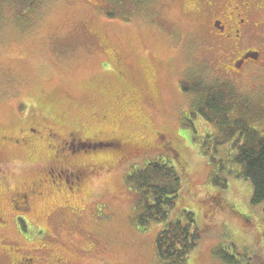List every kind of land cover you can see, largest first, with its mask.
<instances>
[{"label": "rangeland", "instance_id": "obj_1", "mask_svg": "<svg viewBox=\"0 0 264 264\" xmlns=\"http://www.w3.org/2000/svg\"><path fill=\"white\" fill-rule=\"evenodd\" d=\"M28 1L0 0V247L57 237L79 264H162L163 224H134L125 183L161 159L181 179L169 220L190 211L199 232L187 264H230L222 252L264 264L262 205L232 162L238 144L264 137V0H248L235 49L198 0ZM222 6L217 18L231 22ZM247 52L257 61L240 64ZM203 100L216 101L205 117ZM56 157L79 181L48 177Z\"/></svg>", "mask_w": 264, "mask_h": 264}, {"label": "trees", "instance_id": "obj_2", "mask_svg": "<svg viewBox=\"0 0 264 264\" xmlns=\"http://www.w3.org/2000/svg\"><path fill=\"white\" fill-rule=\"evenodd\" d=\"M39 1L29 0L23 4L31 9L36 7ZM216 87L219 90H210L208 95L212 96L214 92L216 96L221 94V87ZM183 90L186 91L185 86ZM210 102L206 104L203 100L197 103L199 115L207 116L206 106L209 109L214 108L216 101ZM257 138L255 144H238L237 155L233 157L232 162L239 168L237 176L251 188V205L255 208L262 205L264 213V137L257 135ZM125 183L138 195L139 214L134 218V224L140 229H145L152 222L163 224L156 240L159 261L162 264H187L190 254L197 246L199 232L195 229L194 214L190 211H183L182 219L169 220L181 186L177 169L167 160L148 161L141 168L129 172ZM222 253L223 258L233 264L234 257Z\"/></svg>", "mask_w": 264, "mask_h": 264}, {"label": "flooded vegetation", "instance_id": "obj_3", "mask_svg": "<svg viewBox=\"0 0 264 264\" xmlns=\"http://www.w3.org/2000/svg\"><path fill=\"white\" fill-rule=\"evenodd\" d=\"M198 2L199 5H201L200 15L202 14V12L207 14H213L216 20L213 21L212 27L214 25L216 31L218 32V35L222 38L223 41L229 42V39L232 40L235 43L232 48L235 49L234 47L237 45V43L240 41L241 38L239 23L244 18V9L246 8L245 6L249 3V1L237 0V5H235L233 8V13L235 14L236 17L242 15L241 16L242 18L239 21H236L232 13L228 11L230 10V7L233 6L234 0H223L222 2H218V0H198ZM223 2H224V7L227 8V9L225 8L226 16L229 20L231 19V22L229 21L224 22L222 19L217 18L222 14L224 15V8H221L223 7L222 6ZM220 9H222V13H219ZM236 26H238V29H236ZM245 55L248 57L247 59H251L249 58V56L254 57L252 60L257 61L258 59V53L256 52L255 53L247 52L242 56ZM72 140H68V141L63 140L62 143H65V145L67 146ZM57 156L60 157V159H62L61 157H64L65 155L58 154ZM55 159L56 162L54 166H51L47 169V175L49 178L55 177V178H61L62 180H66L67 178H72L75 181H79L78 179L79 171L72 172L71 170L61 165L58 162L57 157ZM37 187H38L37 184L34 183L32 184L31 187H29V191L35 195L37 191ZM14 195L15 196H13L10 201L11 203H14L15 211L20 213L25 212L28 209V202H27L28 197L26 198L24 193H15ZM19 221L23 225L22 222L24 221L22 219H19ZM0 223H2V215L0 216ZM48 227L50 226H47V233L55 234L54 228L53 227L48 228ZM2 232L4 231L2 230ZM4 237L8 239L7 236ZM50 239L53 240V238ZM23 241L24 243H16L15 247L13 246L14 243L13 245H9V243H5L6 245L5 247L1 246L0 264H79V258L81 257V253L79 251H75L68 244L59 242L57 237H56L57 243H31V240H23ZM16 242H18V239H16ZM33 245L36 246L33 247Z\"/></svg>", "mask_w": 264, "mask_h": 264}, {"label": "water", "instance_id": "obj_4", "mask_svg": "<svg viewBox=\"0 0 264 264\" xmlns=\"http://www.w3.org/2000/svg\"><path fill=\"white\" fill-rule=\"evenodd\" d=\"M248 57L247 56H245L243 59H247ZM249 58H254L253 56H249Z\"/></svg>", "mask_w": 264, "mask_h": 264}]
</instances>
